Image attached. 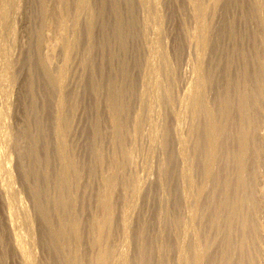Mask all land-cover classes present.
I'll return each instance as SVG.
<instances>
[{"label":"rangeland","instance_id":"374dc122","mask_svg":"<svg viewBox=\"0 0 264 264\" xmlns=\"http://www.w3.org/2000/svg\"><path fill=\"white\" fill-rule=\"evenodd\" d=\"M79 1L0 21V264H264V0Z\"/></svg>","mask_w":264,"mask_h":264},{"label":"bare ground","instance_id":"6f19581e","mask_svg":"<svg viewBox=\"0 0 264 264\" xmlns=\"http://www.w3.org/2000/svg\"><path fill=\"white\" fill-rule=\"evenodd\" d=\"M62 4L65 2V0H59ZM142 2H147V0H141ZM198 1V0H197ZM195 2L194 4L196 5V7H200L201 6V3H200V5H199V3L198 2ZM79 5L80 6H84L85 4H83V3H86V0H80L79 2ZM47 4V3H46ZM65 4V3H64ZM9 5H10V0H0V21L1 22H3V21H7L8 20V9H9ZM49 5V4H48ZM80 6H78V7H80ZM82 6V7H83ZM7 7H8V9H7ZM85 7V6H84ZM262 7V6H261ZM81 8V7H80ZM263 9H264V6H263ZM54 10V9H53ZM56 12V11H55ZM200 13H198V19L199 18H202V13H201V10L199 11ZM44 14H45V19H46V24L49 26V28L51 29V27H52V25H53V22H54V17H53V11H52V9L50 8V7H48V6H44ZM155 18V17H154ZM153 19V18H152ZM203 19V18H202ZM201 20V19H200ZM5 22H4V24H5ZM146 24H147V22H146ZM202 24V23H201ZM200 24V25H201ZM47 26V27H48ZM202 25H201V27H200V29H202ZM53 28V27H52ZM55 29V28H54ZM60 30H62L61 28H60ZM48 31V30H47ZM1 32V31H0ZM61 33V32H60ZM121 33V32H120ZM198 34V33H197ZM2 36H1V33H0V53L2 54L3 53V51H4V47H3V43H2ZM58 39V38H57ZM56 39V40H57ZM203 39V38H202ZM58 42V41H57ZM202 43H203V41H202ZM68 50V49H67ZM245 58V57H244ZM50 59V58H49ZM152 61V60H151ZM8 67H9V64H6V69L8 70ZM5 69V70H6ZM255 70V69H254ZM151 72V71H150ZM8 73V72H7ZM156 73V72H155ZM261 73V72H260ZM2 74V73H1ZM64 75V74H63ZM5 76V75H4ZM255 76V75H254ZM3 77V76H2ZM11 76L9 77L8 76V81H11ZM253 82V81H252ZM57 83V82H56ZM256 83H258L259 84V80H258V77H257V79H256ZM255 83V84H256ZM261 84H262V82H261ZM250 86V85H249ZM8 88V87H7ZM244 90V89H243ZM253 94V93H252ZM245 96V95H244ZM248 96V95H247ZM242 98V97H241ZM240 98V99H241ZM246 99L248 98V97H245ZM245 98H243L242 100H241V103H240V108H241V110H247V100L245 99ZM256 98V97H255ZM199 100H197V102H198ZM194 102H195V100H194ZM256 104V103H255ZM249 108V107H248ZM249 111V110H248ZM247 112V111H246ZM2 114H3V111H0V120L2 121ZM239 115V114H238ZM4 117V116H3ZM247 117V116H246ZM179 119V118H178ZM58 120H59V118H58ZM242 120H244V119H242ZM246 121V120H245ZM249 121V120H248ZM0 138L2 137V138H4V137H6L7 135H8V133H7V130H6V128H3L4 126V124L3 123H0ZM3 126V127H2ZM215 127V126H214ZM62 128V126L60 127V126H58V130L59 129H61ZM240 128V127H239ZM215 129L216 128H214V130H212L211 131V133H212V136H214L215 134H214V132L216 133V132H218V130L216 129V131H215ZM223 129H225V128H223ZM63 130V129H62ZM60 132H61V130H59ZM223 132V131H222ZM211 133H209L208 135H209V137H210V134ZM249 133V132H248ZM217 134V133H216ZM207 135V136H208ZM211 136V137H212ZM216 136V135H215ZM241 136V135H240ZM243 136V135H242ZM215 138V137H214ZM211 139H213V137L211 138ZM241 139V138H240ZM4 140V139H3ZM60 141H62V140H60ZM213 141H214V139H213ZM248 141V140H247ZM63 142V141H62ZM255 142V141H254ZM2 146V145H1ZM1 146H0V148H1ZM240 146H242V148H241V150L239 151V156H238V168H239V170L240 171H243L245 168V162H244V157H245V155H246V153L248 152V150H247V144H243V145H240ZM59 153H60V155H62V154H64V152H63V147H64V143H60L59 144ZM239 150V149H238ZM63 152V153H62ZM3 154V153H2ZM1 154V149H0V156L2 155ZM212 154V157H211V159H209L208 160V162H206V167H205V164H204V167L206 168H204L206 171V175L208 176L209 175V177L211 176V174L213 173V168H214V160L216 159L215 157V154L214 153H211ZM236 154V153H235ZM62 156H64V155H62ZM209 156V155H208ZM208 158V157H207ZM206 158V159H207ZM210 158V157H209ZM215 158V159H214ZM65 159V158H64ZM63 159V160H64ZM62 160V161H63ZM69 160V159H68ZM203 160H205V159H203ZM261 160V159H260ZM64 163L65 162H63V165H64ZM67 163H69V161H67L66 162V166H67ZM70 164L72 165V163L70 162ZM69 166V165H68ZM1 167V166H0ZM216 167V166H215ZM66 168V167H65ZM2 169H3V167H2ZM5 169V168H4ZM1 171V170H0ZM3 171V170H2ZM6 171H8V170H6ZM8 173V172H7ZM213 175V174H212ZM214 178V177H213ZM110 181V180H109ZM241 181V180H240ZM112 183V182H111ZM226 183V182H225ZM7 184V183H6ZM8 196V195H7ZM254 198V197H253ZM255 199V198H254ZM105 200V199H104ZM242 200V199H241ZM250 202H252V204L250 203V209H254L253 208V206L255 207V205H253V199H252V201H250ZM255 202V201H254ZM256 203V202H255ZM248 204H249V201H248ZM229 205V204H228ZM253 205V206H252ZM102 206V205H101ZM222 206V205H221ZM242 206V205H241ZM249 206V205H248ZM59 209V208H58ZM237 211H239L238 209H236ZM229 211V210H228ZM234 212H235V214H236V211L235 210H233ZM20 212V211H19ZM228 213V212H227ZM229 213H231V215L230 216H234L233 214H232V211L231 212H229ZM249 213V212H248ZM254 213V212H253ZM105 214V213H104ZM239 214V213H238ZM245 214V213H244ZM229 215V214H228ZM240 215V214H239ZM246 216V215H245ZM94 217V216H93ZM232 218V217H231ZM235 218V217H234ZM252 218V217H251ZM99 219V218H98ZM108 220H109V218H108V216H106L105 217V220H102V221H100L98 224H99V232H98V235H97V237H96V242L97 243H99L101 246H102V252L100 253V255H99V259H98V263L97 264H108V256H109V249L108 248H106V246H105V244H104V234H103V228L107 225V223H108ZM247 220V219H246ZM223 223V222H222ZM225 223V222H224ZM228 223V222H227ZM252 223H254V222H252ZM248 224V223H247ZM97 225V224H96ZM254 226V225H253ZM69 227V226H68ZM245 227V226H244ZM251 229V228H250ZM254 229V228H253ZM72 230V233L74 234L73 236L76 238H78V232H77V229H76V226L74 225V227H73V229H71ZM14 231V230H13ZM67 232V231H66ZM71 233V234H72ZM70 234V233H69ZM70 234V235H71ZM64 235V237L66 238V234H65V232H63L62 231V236ZM66 235V236H65ZM69 236V235H68ZM67 236V237H68ZM243 236H245V235H243ZM64 237H63V240H64ZM257 237V236H256ZM244 238V237H243ZM228 241V240H227ZM239 241V240H238ZM243 241V240H242ZM249 241V240H248ZM253 241V240H252ZM18 242V241H17ZM232 242V241H231ZM19 246H20V241H19ZM22 244V243H21ZM231 244V243H230ZM248 247H249V245H248ZM239 248V247H238ZM18 249H20L23 253H25L24 252V248H22L21 246L18 248ZM19 250V251H20ZM27 250V249H26ZM25 250V251H26ZM21 252V253H22ZM30 252V251H29ZM27 253V252H26ZM200 254V253H199ZM23 255V254H22ZM25 255H27V254H25ZM24 255V256H25ZM197 254H195V256H196ZM28 256L29 255H27V257L25 256V259L26 258H28ZM200 256V255H199ZM98 257V256H97ZM198 257V256H197ZM197 257H195L196 258V260H195V262L196 263H198L197 262ZM246 257V256H245ZM23 258V257H22ZM29 259V258H28ZM198 259H200V257H198ZM76 259H74V260H69L70 261V264H78V261H75ZM26 263V262H25ZM29 263V262H28ZM200 263V262H199ZM250 264V263H249ZM252 264V263H251Z\"/></svg>","mask_w":264,"mask_h":264}]
</instances>
